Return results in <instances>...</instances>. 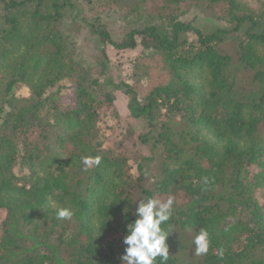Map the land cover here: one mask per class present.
<instances>
[{
	"label": "trees",
	"instance_id": "1",
	"mask_svg": "<svg viewBox=\"0 0 264 264\" xmlns=\"http://www.w3.org/2000/svg\"><path fill=\"white\" fill-rule=\"evenodd\" d=\"M79 1L100 48L95 66L63 31ZM186 12L194 19L183 21ZM113 14L124 24L117 35ZM198 15L213 25L197 26ZM138 39L168 78L144 95L104 77L105 48L133 50ZM150 71L135 63L131 79L140 84ZM17 87L28 97H17ZM111 89L127 97L131 118L146 122L140 142L158 157L151 181V158L126 148L129 135L100 139ZM84 156L101 162L85 171ZM261 192L264 0H0V264H120L131 213L156 193L174 198L161 225L169 234L163 264H264ZM50 199L71 206L72 220H58ZM201 229L210 246L197 256Z\"/></svg>",
	"mask_w": 264,
	"mask_h": 264
},
{
	"label": "rangeland",
	"instance_id": "2",
	"mask_svg": "<svg viewBox=\"0 0 264 264\" xmlns=\"http://www.w3.org/2000/svg\"><path fill=\"white\" fill-rule=\"evenodd\" d=\"M249 3H254L255 0H246ZM79 1L75 13L78 18H75V13L72 17H68L64 21L63 31L69 35L77 44L78 54L86 65L95 66L101 62L100 48L96 42V38L91 34L86 27V22L91 19V15L86 13L85 7ZM195 12H186L181 19L185 22L194 19ZM113 34L117 35L124 27L123 22L118 15L108 16ZM85 21V22H84ZM195 24L199 27L207 28L212 26V22L204 16H197ZM107 55V71L104 74L105 79L118 84L125 82L133 85L134 89L144 95L148 90L156 85L167 83L168 78L161 69L160 59L151 56L149 51H144L140 45V40H137V46L133 50L118 51L112 47L105 48ZM135 63H143L151 68L149 78L140 84H134L131 79L132 69ZM102 77L101 79H104ZM61 99L60 106L62 109H69L72 106V83L63 82L61 84ZM114 98L113 107L108 110L99 122V130L101 141L110 143L112 141H122V138L129 135L130 142H125L127 149L137 150L145 158H151L146 162V174L149 181L155 177L157 169L158 157L156 152L149 148V145H143L140 142V137L146 132V122L143 119H133L130 117L127 103L128 99L121 92L111 89L110 91ZM17 97H28L29 92L24 87H17L15 90ZM259 202L264 200V192L258 194ZM1 216V215H0Z\"/></svg>",
	"mask_w": 264,
	"mask_h": 264
},
{
	"label": "clouds",
	"instance_id": "3",
	"mask_svg": "<svg viewBox=\"0 0 264 264\" xmlns=\"http://www.w3.org/2000/svg\"><path fill=\"white\" fill-rule=\"evenodd\" d=\"M101 157H82V164L86 171L89 167L97 166ZM207 184V178H204ZM158 193L151 197L139 199L135 211L131 213L134 219L128 222L125 227V234L122 237L124 246L123 254L120 257V264H155L157 258L166 262L169 258V246L166 243L168 232L161 227L167 224L173 216L174 198L169 196L166 200L158 198ZM50 204L56 211L58 220H72L75 211L71 206H60L50 199ZM126 209V210H125ZM129 208L123 212L128 213ZM195 255L207 254L210 246L209 233L201 229L193 238Z\"/></svg>",
	"mask_w": 264,
	"mask_h": 264
}]
</instances>
